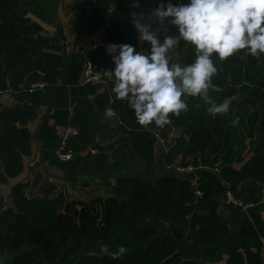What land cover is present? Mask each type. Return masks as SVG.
Returning a JSON list of instances; mask_svg holds the SVG:
<instances>
[{
    "label": "trees",
    "instance_id": "16d2710c",
    "mask_svg": "<svg viewBox=\"0 0 264 264\" xmlns=\"http://www.w3.org/2000/svg\"><path fill=\"white\" fill-rule=\"evenodd\" d=\"M80 1L84 8L79 14L81 22L75 26L76 39L93 37L103 26L110 0ZM158 2L141 0V11L147 13ZM131 10L125 0H116L118 16L111 18L101 42L87 54L104 71L114 67L105 51L108 43H129L150 53L149 43L138 42L129 22ZM44 14L43 6L34 0H0V91L15 96L36 82L53 85L65 78L60 39L46 35L41 23L30 16L42 19ZM164 35L158 38L162 41ZM166 35H178L176 26L168 25ZM187 44L181 41L175 49L180 52ZM173 53L174 49L170 55ZM76 57L74 54L73 59ZM194 58L192 46L184 63ZM215 62L219 70L211 86L217 89L264 83V55L256 58L242 50ZM112 88L109 83L93 99L76 101L69 121L79 130L66 142L65 151L72 153L67 161L69 172L98 178L105 187L114 177L113 194L87 201L69 198L54 184H48L40 195L29 196L27 181L14 183L6 193V185L22 173L23 159L31 153L29 126L38 115L39 97L0 108V258L9 255V264H206L181 254L172 231L186 233L199 247H217L242 219L243 208L226 204V192L243 205L264 199L263 98L230 99L227 114L212 116L202 98L183 97L187 112L179 117L170 113L171 123L163 128L155 124L144 127L129 102L117 99ZM109 107L117 118L121 135L115 141L121 151L111 152L113 144H99L92 151L101 123L109 119L104 115ZM236 117L239 123L233 126ZM164 129L176 130L177 135L162 157V165L171 170L161 173L162 168H156L154 146L156 134ZM138 159L143 163L142 172L120 174ZM176 165L198 168L197 176L194 171L179 173ZM223 207L229 210L228 216ZM164 224L171 230L160 235ZM101 243L113 251L123 244L129 251L123 258L113 259L101 253ZM225 264H264V255L248 248L235 250L228 253Z\"/></svg>",
    "mask_w": 264,
    "mask_h": 264
},
{
    "label": "clouds",
    "instance_id": "9594fccd",
    "mask_svg": "<svg viewBox=\"0 0 264 264\" xmlns=\"http://www.w3.org/2000/svg\"><path fill=\"white\" fill-rule=\"evenodd\" d=\"M125 2L132 9L128 16L137 40L148 42L150 53L129 43H108L105 51L114 67L103 76L114 81L112 91L117 99L129 102L137 122L163 128L171 123L170 113L179 117L188 111L183 97L202 98L212 116L227 114L230 101L215 103L208 95L219 70L215 61L242 50L256 58L264 55V0H159L147 13L141 11V0ZM168 25L176 26L178 35H166ZM161 33L165 34L162 41L158 38ZM181 41L194 48L190 63L176 62L170 55ZM104 115L111 118L115 113L109 107ZM238 123L239 117L231 121L233 126ZM100 251L121 259L129 248L122 244L113 251L101 243ZM0 264H4L3 258Z\"/></svg>",
    "mask_w": 264,
    "mask_h": 264
},
{
    "label": "crops",
    "instance_id": "0c3cea01",
    "mask_svg": "<svg viewBox=\"0 0 264 264\" xmlns=\"http://www.w3.org/2000/svg\"><path fill=\"white\" fill-rule=\"evenodd\" d=\"M34 1L43 6L45 14L42 19L37 18L35 15H30L31 18L41 23L46 35H54L60 39L65 64V78L56 84L45 85L43 89L30 90L29 87H26L21 94L15 96L9 91H0V108L13 104L23 105L29 103L31 98L39 97L38 115L29 126L33 134L31 153L23 159L24 168L22 173L6 185V192H9V187L14 183L27 181L30 183L27 191L29 196L40 195L48 184H54L57 190L67 193L71 199L87 201L98 195L113 194L115 191L113 186L114 177L110 179V185L105 187L101 185L98 178L74 176L69 172L67 162L58 158L57 149L65 129L70 125L69 121L75 102L85 98L93 99L104 91L107 84L112 83L114 85V81H107L104 84L99 82L83 83V60L73 52L74 42L76 41L75 26L81 22L80 12L76 15L71 12L73 0ZM113 1L109 9L103 13L104 23L98 33L93 36V46L101 42L111 18L118 16L116 0ZM142 52L146 54V49L144 48ZM74 54L77 57L73 59ZM117 125V118L114 115L107 121H103L100 127L98 143L100 145L113 144L111 152L121 151L120 143L115 141L121 135L120 132H117ZM163 131L164 133H158L159 140L154 146L156 168L170 170L168 166L162 165V157L171 143L166 137L167 131ZM171 131L170 134L175 135L174 130ZM165 141L168 144L167 147ZM158 145L159 148L160 145L163 147V151H161V148L159 152L157 151ZM142 171L143 163L138 159L136 164L129 162L120 174L132 176ZM194 172L192 173L197 176V171ZM221 210L226 216L229 215V210L226 207ZM191 227L193 228L194 225H191ZM173 233L176 242H180L186 250L183 255L195 257L206 264H225L229 252L246 248L257 250L263 256L264 199L257 204H250L248 207L243 208L241 221L217 247H199L188 239L186 233H181L176 229L173 230ZM176 234H179L178 237Z\"/></svg>",
    "mask_w": 264,
    "mask_h": 264
},
{
    "label": "built area",
    "instance_id": "2783aa9c",
    "mask_svg": "<svg viewBox=\"0 0 264 264\" xmlns=\"http://www.w3.org/2000/svg\"><path fill=\"white\" fill-rule=\"evenodd\" d=\"M94 41L93 37L87 36V35H80L76 41L74 42V47H73V52L77 54L79 57L82 58L83 60V83H106L108 80L104 78L103 76V66L97 63L96 61H93L87 57L88 52L91 50L93 47ZM45 83L43 82H36L34 84H31L29 86L30 90L34 89H43L45 87ZM78 129L74 126H68L65 129V132L63 133V136L60 140L59 147L57 149V155L58 158L62 161L67 162L69 159L72 158V153L70 150L65 151L66 147V142L68 138L74 137L78 134ZM156 137H159V134H156ZM176 171L179 173H191L198 168L188 165V166H175ZM225 203L226 204H235L238 206H241L242 208L248 207L250 204H245L243 205L241 201L235 199L232 194L227 191L226 196H225Z\"/></svg>",
    "mask_w": 264,
    "mask_h": 264
},
{
    "label": "rangeland",
    "instance_id": "374dc122",
    "mask_svg": "<svg viewBox=\"0 0 264 264\" xmlns=\"http://www.w3.org/2000/svg\"><path fill=\"white\" fill-rule=\"evenodd\" d=\"M79 2H80V0H73V7L71 8L72 9L71 12L74 15H76L78 13V11L76 9H77V6H78ZM113 2H114L113 0H110V5ZM83 8H84V3H83ZM191 47H192V45L187 44V46L180 52H178L176 49H174L173 57L175 58V61L184 63V59L186 57V54H187V52L189 51V49ZM208 95L213 100H224V101L225 100L229 101L230 99L240 100L244 96H257V97H261V98L264 99V83L260 84L258 86L242 85V86L235 87V88L234 87L232 88V87L228 86V87H225L223 89H217L216 87L210 86ZM162 131L163 130H160L159 134ZM165 131H167L166 137L169 139L170 142H172L173 138L177 135V131L174 130V132H175L174 134L175 135L170 134V132H172L170 129L165 130ZM157 140H159V137L157 138ZM166 143L167 142L165 141V144ZM167 146H168V144H166V147ZM160 148H161V151H163V147L161 145H160ZM160 148H159V145H158V150H157L158 152H159ZM166 170L167 169H164V170L161 169L160 171H162L161 173H165L164 171H166ZM6 191H7V189H6ZM170 230L171 229H169V225L164 224L163 226H161L159 228V233H160V235H162L164 233H169ZM172 233H173V231H172ZM173 235H174V233H173ZM178 235L179 234H176L177 237H178ZM177 247H178V251L181 254H184V251H186V250L182 247L180 242H177ZM1 258H3L4 264H9V260H10V256L9 255H4Z\"/></svg>",
    "mask_w": 264,
    "mask_h": 264
},
{
    "label": "water",
    "instance_id": "95a60500",
    "mask_svg": "<svg viewBox=\"0 0 264 264\" xmlns=\"http://www.w3.org/2000/svg\"><path fill=\"white\" fill-rule=\"evenodd\" d=\"M83 9V3L80 1L78 6H77V11L78 12H81ZM162 133H164V131H162ZM99 145L98 142H96L95 144H93L91 147H90V150L94 151L95 148ZM193 188H195V186H193Z\"/></svg>",
    "mask_w": 264,
    "mask_h": 264
}]
</instances>
